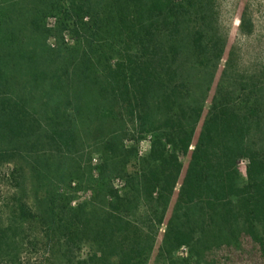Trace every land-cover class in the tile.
<instances>
[{
  "label": "trees",
  "instance_id": "16d2710c",
  "mask_svg": "<svg viewBox=\"0 0 264 264\" xmlns=\"http://www.w3.org/2000/svg\"><path fill=\"white\" fill-rule=\"evenodd\" d=\"M35 1L21 2L20 17H29L28 3ZM6 3L8 0H0L4 11L10 8ZM66 3L50 2L40 12L56 17L59 30L76 37L69 55L81 99L78 128L43 124L12 83L8 65L0 60V106L4 112L0 134L8 145V150L0 151V163H11L18 155L40 162L47 171L65 160L79 159L85 144H79L81 134L90 133L91 116L100 113L97 104L102 103L119 111L123 141L129 143L118 153L108 137L99 140L101 173L124 182L122 197L112 188L107 192L114 202L109 203L111 213L103 220L102 240H106L107 231H113L107 224L117 226L112 223L118 221L117 215L129 209L136 217L141 209L143 225L165 223L154 264H176L175 253L182 247L197 253L196 244L202 238L218 239L210 232L216 225L219 240L231 245L248 239L264 254V151L253 139L264 117L259 97L236 103L218 84L194 138L206 91L226 48V39L214 26V0ZM86 17L89 22H84ZM251 29L242 13L239 30L249 34ZM231 61L227 57L221 76H226ZM207 76L209 80L204 81ZM252 87L254 90L255 84ZM147 136L148 151L139 156L137 146ZM180 156H188L184 172ZM242 159L247 161L244 184L238 170ZM132 160H136L137 170L130 175L126 169ZM9 175L15 194L9 204L10 223L0 228V264L12 262L11 254H18L17 244L27 235L26 224L37 216L28 199L24 169L15 165ZM195 209L204 213L203 219ZM62 213L46 217L52 220L51 227L74 241L78 232L69 228L71 214ZM85 221V216L78 217L77 224L83 228ZM197 225H201L199 232ZM136 246L127 249L133 254L123 251L119 263H110L109 251L100 257L94 254L92 264H142L139 240ZM189 257L200 264L199 254Z\"/></svg>",
  "mask_w": 264,
  "mask_h": 264
},
{
  "label": "rangeland",
  "instance_id": "374dc122",
  "mask_svg": "<svg viewBox=\"0 0 264 264\" xmlns=\"http://www.w3.org/2000/svg\"><path fill=\"white\" fill-rule=\"evenodd\" d=\"M22 1L8 0L6 4L10 8L7 11L0 7V60L8 65L12 83L20 91L28 108L37 113L43 124H54L60 129L78 128L81 99L78 87L72 79L69 55L70 49L76 43V37L67 30H59L56 17L42 16L40 12L50 2H59L66 6L67 0H37L28 3L26 13L34 25L30 24L28 18L20 17L18 12L23 6ZM242 13L252 26L249 34H243L239 30ZM212 15L218 35L226 39V48L206 91L203 113L194 138L218 84L225 96L228 94L236 103L245 100L253 102L259 97L264 113V0H214ZM84 22H89V18L86 17ZM28 41L33 45L28 46ZM229 56L232 61L223 77L221 72ZM209 77L204 81H208ZM253 84L256 86L254 90ZM97 108L100 113L95 117L91 116L90 133L81 134L79 144H85L81 146L79 159L65 160L59 167L47 171L40 162L35 164L29 158L18 155L14 156L11 163H0V228L10 223L9 204L15 189L11 185L9 174L15 165L24 169L28 199L37 213L35 220L26 224L27 235L17 244L18 254H11L13 260L10 264H92L91 258L94 254L100 257L109 251L110 263H119L123 251L133 254L127 249L132 246L136 248V240H139L138 254H142V264H154L165 223L158 227L143 225L141 209L136 217L128 213L129 209L121 212L117 215L118 221H110L114 224L116 222L117 226L107 224L113 230L112 233L107 231L106 240L101 238L103 220L108 219L111 213L109 203L114 202L107 192L112 188V191L122 197L124 182L120 178L101 173L99 168L102 163V148L98 145L99 140L103 136L108 137L118 153L124 144L129 143L123 141L119 111L107 109L102 103L97 104ZM3 114L0 106V122ZM253 139L257 147L264 151V117ZM149 142L150 136H147L139 143V156L147 153ZM7 146L0 134V151L8 150ZM135 161L132 160L127 166L126 171L130 175L137 170ZM180 161L184 172L188 156H180ZM246 163L242 159L238 164L241 184L246 179ZM171 206L172 204L165 220L170 214ZM65 211L71 214L69 228L77 229L78 232L74 241H69L56 227H51L52 220L48 219ZM194 213L199 214V210L195 209ZM203 214H199L201 218ZM84 216L86 221L82 228L77 220L78 217L84 219ZM200 226L197 225L198 232ZM219 231L218 225L214 229L210 228V232H214L218 239L210 238L207 241L205 237V241L202 238L196 244L197 253L190 252L187 247L179 249L175 253V263L194 264L196 258H190L189 254H199L200 264H264V254L250 240L243 239L238 244L229 245L219 240ZM14 255H18L17 258ZM93 264H97L96 261Z\"/></svg>",
  "mask_w": 264,
  "mask_h": 264
}]
</instances>
